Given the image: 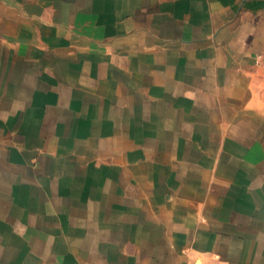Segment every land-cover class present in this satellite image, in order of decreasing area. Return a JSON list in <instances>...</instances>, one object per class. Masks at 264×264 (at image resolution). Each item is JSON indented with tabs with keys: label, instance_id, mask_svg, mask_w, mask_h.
Listing matches in <instances>:
<instances>
[{
	"label": "crops",
	"instance_id": "0c3cea01",
	"mask_svg": "<svg viewBox=\"0 0 264 264\" xmlns=\"http://www.w3.org/2000/svg\"><path fill=\"white\" fill-rule=\"evenodd\" d=\"M0 264H264V0H0Z\"/></svg>",
	"mask_w": 264,
	"mask_h": 264
}]
</instances>
